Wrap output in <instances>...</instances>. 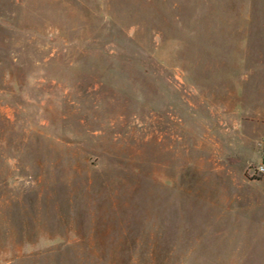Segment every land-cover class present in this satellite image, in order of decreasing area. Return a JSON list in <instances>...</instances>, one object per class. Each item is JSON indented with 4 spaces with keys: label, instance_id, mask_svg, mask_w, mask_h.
<instances>
[{
    "label": "rangeland",
    "instance_id": "1",
    "mask_svg": "<svg viewBox=\"0 0 264 264\" xmlns=\"http://www.w3.org/2000/svg\"><path fill=\"white\" fill-rule=\"evenodd\" d=\"M264 0H0V264H264Z\"/></svg>",
    "mask_w": 264,
    "mask_h": 264
},
{
    "label": "built area",
    "instance_id": "2",
    "mask_svg": "<svg viewBox=\"0 0 264 264\" xmlns=\"http://www.w3.org/2000/svg\"><path fill=\"white\" fill-rule=\"evenodd\" d=\"M252 174L255 176H261L264 174V165H260L252 170Z\"/></svg>",
    "mask_w": 264,
    "mask_h": 264
}]
</instances>
